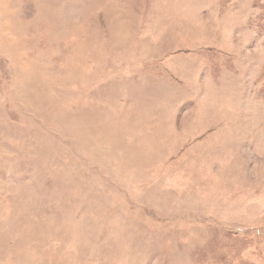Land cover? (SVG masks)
Wrapping results in <instances>:
<instances>
[{"label":"rangeland","instance_id":"rangeland-1","mask_svg":"<svg viewBox=\"0 0 264 264\" xmlns=\"http://www.w3.org/2000/svg\"><path fill=\"white\" fill-rule=\"evenodd\" d=\"M0 264H264V0H0Z\"/></svg>","mask_w":264,"mask_h":264}]
</instances>
